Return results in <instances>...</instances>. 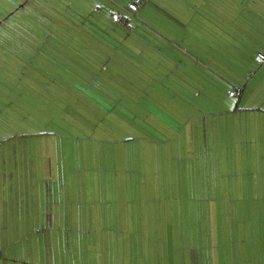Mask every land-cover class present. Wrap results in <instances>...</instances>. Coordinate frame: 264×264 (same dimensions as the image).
Masks as SVG:
<instances>
[{
  "label": "trees",
  "instance_id": "1",
  "mask_svg": "<svg viewBox=\"0 0 264 264\" xmlns=\"http://www.w3.org/2000/svg\"><path fill=\"white\" fill-rule=\"evenodd\" d=\"M0 5V145L69 126L170 142L180 138L176 118L179 127L186 116L197 119L193 134L205 142L212 134L201 117L214 116L221 101L235 104L220 119L264 111V74L252 80L264 64L255 61L264 57V0Z\"/></svg>",
  "mask_w": 264,
  "mask_h": 264
},
{
  "label": "rangeland",
  "instance_id": "2",
  "mask_svg": "<svg viewBox=\"0 0 264 264\" xmlns=\"http://www.w3.org/2000/svg\"><path fill=\"white\" fill-rule=\"evenodd\" d=\"M130 6L137 10L136 5ZM263 74L264 64L252 80L258 81ZM207 94L214 101L219 100L213 92ZM221 102L214 116L201 117L206 122L202 130L211 133L212 137L206 142L195 140V155L192 152L194 146L182 145L178 140L166 142L167 139L150 138L141 141L144 145H138L140 140L137 139L141 137L136 131L107 136L100 131L75 126L58 129L55 135L22 138L1 144L0 222H6L1 219L3 213L10 217L14 215L15 204L23 198L21 194L24 192L27 200L31 191L29 184L38 181L37 175L34 180L26 173L44 172L50 166L48 173H53L52 178L41 179V187L47 190L45 200L42 199L44 204L67 205L73 199L75 204L80 201L79 204L87 205L90 210L98 212L101 209L103 215H106V209L119 206L122 211L125 206L132 218L127 222L150 220L159 222L158 226L160 222H167L166 230L169 235H176V242H179L177 235L193 232L196 242L188 244V249L193 245L197 248L199 244L197 228H191L188 222H209L206 216L209 213L212 222L230 223L225 227L230 241L214 243L212 238L211 243L216 227L209 222L200 228L201 249L206 245L207 250L212 247L211 251L214 248L221 255L229 254L233 257L232 264H261L259 254L257 257V251L261 250L257 230L261 228L264 235V223L262 227L258 226V222H264V111L227 113L220 119L215 114L230 110L235 104L233 99ZM189 117H184L180 125L182 128L178 127L179 120L176 118L174 130H180L178 136L182 137V141L185 131L191 133L194 130L196 135L199 132L197 119ZM174 130L170 132L175 134ZM125 136L136 140L122 141ZM29 139L31 143L26 141ZM197 141L201 145L200 151ZM209 149H213L212 156ZM31 160L33 163L30 165ZM61 174L72 176L65 179ZM205 176L210 182L204 186ZM73 182L77 187L82 182L87 193L83 200L80 196H76L75 200L68 196ZM31 189L34 188L31 186ZM93 222L116 221L111 218ZM150 222L145 223L144 233L151 232L152 237L154 232ZM174 222L177 223L174 225ZM178 222H187V225L180 226L177 231ZM132 229V234H141L137 223ZM173 239L170 237V242L165 240L162 246L165 253L172 252ZM154 244L152 242L151 246L154 247ZM175 246L179 250L183 248L179 243ZM262 246L264 251V242ZM211 255L207 264L224 263L214 258V252ZM149 261L155 264V257H150Z\"/></svg>",
  "mask_w": 264,
  "mask_h": 264
},
{
  "label": "crops",
  "instance_id": "3",
  "mask_svg": "<svg viewBox=\"0 0 264 264\" xmlns=\"http://www.w3.org/2000/svg\"><path fill=\"white\" fill-rule=\"evenodd\" d=\"M262 105L264 109V104ZM190 138L192 139L189 140L187 131L183 141L180 137L178 143L194 146L192 150L194 154L195 136L193 132H191ZM44 143L47 144V142ZM197 143L200 151L201 145ZM207 144L209 143L207 142ZM138 145L144 144H141L140 141ZM212 151L213 149H209L210 156H212ZM32 163L33 160L30 165ZM50 170V166H47L44 172L26 173L34 180L37 175L36 179L38 180L29 184L31 191L28 192V199L26 200V194L24 195L23 192L21 194V198H23L15 204L14 215L10 217L3 213L1 216V219L6 222H0V264H150V257H155V264H207V260L211 258L213 252L215 253L214 258H218L222 263L224 262L223 264H232L233 257L229 254L221 255L214 248L211 251L212 247L207 250L206 245H203L201 249L200 228L205 227L209 222H188L191 228L192 226L197 228L196 234L199 243L197 248L193 245L188 249V244L196 242L193 232L188 231L187 234L184 232V235H177L179 242H176V235H169V231L166 230L167 222H160V226H158L159 222H150V220L127 222L132 218L125 206L122 211L119 206L112 210L106 209V215H103L101 209L98 212L96 209L90 210L87 205L79 204L80 201L75 204L76 196H80L83 200L87 195L82 182L78 183V187L74 182L70 184L68 196L71 199L74 198V202L72 199L67 205L44 204L42 199L45 200L47 190H45L46 187H41L43 185L41 179H51L53 173H48ZM71 176L61 174V177L65 179ZM31 186L34 189H31ZM189 192L191 191L189 190ZM18 196L20 195L18 194ZM89 210L90 212H88ZM199 210L198 208L197 215H199ZM181 212H184V207ZM146 213L149 216V212ZM111 218H114L116 222H93L108 221ZM209 221L212 222V219ZM149 222L154 232L152 237L151 232L144 233L145 223ZM134 223L141 227V234H132ZM176 223L174 222V225ZM228 223L212 222L216 231L210 238L211 243L220 241L229 243L230 240L227 238L229 233L225 230ZM263 223L258 222V226L262 227ZM181 224L178 222L177 231L180 226L183 228L185 224L187 225V222ZM257 232L261 244L259 246L261 250L257 251V257L259 254L262 260L261 264H264V251L262 250L264 235L261 228ZM170 237L174 238L173 250L170 253L167 251V254L162 246L165 240L170 242ZM190 238L191 240L188 241L187 239ZM152 242H155L154 247L151 246ZM139 243L142 245L140 246ZM175 243H179L184 250L183 248L179 250ZM175 252H177L176 255ZM204 258H207L206 261H203Z\"/></svg>",
  "mask_w": 264,
  "mask_h": 264
},
{
  "label": "built area",
  "instance_id": "4",
  "mask_svg": "<svg viewBox=\"0 0 264 264\" xmlns=\"http://www.w3.org/2000/svg\"><path fill=\"white\" fill-rule=\"evenodd\" d=\"M130 8H131L132 10H135L134 7H131V6H130ZM255 61H256V62H263V61H264V57H263L262 55L258 54V55L255 56Z\"/></svg>",
  "mask_w": 264,
  "mask_h": 264
}]
</instances>
